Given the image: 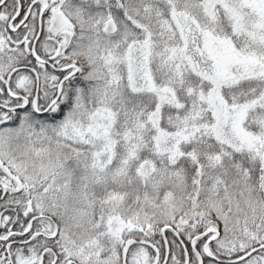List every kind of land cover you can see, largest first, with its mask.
Returning a JSON list of instances; mask_svg holds the SVG:
<instances>
[{"label": "snow or ice", "instance_id": "6c2138e0", "mask_svg": "<svg viewBox=\"0 0 264 264\" xmlns=\"http://www.w3.org/2000/svg\"><path fill=\"white\" fill-rule=\"evenodd\" d=\"M0 264H264V0H0Z\"/></svg>", "mask_w": 264, "mask_h": 264}]
</instances>
